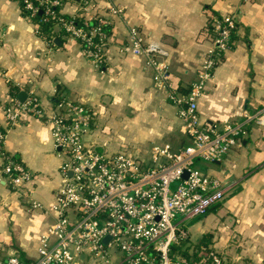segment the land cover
Returning a JSON list of instances; mask_svg holds the SVG:
<instances>
[{
	"label": "crops",
	"instance_id": "0c3cea01",
	"mask_svg": "<svg viewBox=\"0 0 264 264\" xmlns=\"http://www.w3.org/2000/svg\"><path fill=\"white\" fill-rule=\"evenodd\" d=\"M112 2L125 14L112 17L105 59L97 65L57 23L43 26L20 1L0 0V124L6 128L0 155L17 156L34 175L16 189L0 170V261L12 254L37 257L40 236L56 219L51 205L64 182L50 123L24 114L11 125L4 114L11 100L34 93L46 109L62 97L82 103L94 112L85 140L101 151L128 149L149 156L155 144L180 149L190 143L177 105L153 82L154 69L124 49L130 26L169 51L173 82L186 93L212 45L213 19L235 16L231 45L198 99L199 115L204 123L224 125L264 106V0ZM79 3L62 0L58 9L71 16ZM100 4L106 7L105 0ZM198 165L217 177L226 193L206 214L194 217L197 246L214 247L226 264H264V125L249 124L223 159Z\"/></svg>",
	"mask_w": 264,
	"mask_h": 264
},
{
	"label": "built area",
	"instance_id": "2783aa9c",
	"mask_svg": "<svg viewBox=\"0 0 264 264\" xmlns=\"http://www.w3.org/2000/svg\"><path fill=\"white\" fill-rule=\"evenodd\" d=\"M18 1L29 16L43 11L45 20L53 19L97 65L105 59L112 17L125 14L112 0H105V8L102 0H80L78 11L68 17L58 9L62 0ZM236 23L231 14L213 19L212 45L202 55L197 79L186 93L173 82L166 59L169 51L145 40L137 27H129L124 49L146 59L154 69L155 86L178 107L190 137V143L180 149L165 143L155 144L149 156L128 149L101 151L85 140L94 112L64 97L49 109L34 93L5 106L11 125L24 114L50 123L63 158L64 182L51 205L56 219L40 236L37 257L24 260L12 254L0 264H226L214 247L195 245L186 250L181 243L190 235L186 221L206 214L226 193L222 182L204 172L199 161L223 159L239 144L249 124L264 125V106L224 125L204 123L199 115L198 99L230 47ZM5 138L6 128L0 124V145ZM0 162L14 188L23 189L33 180V173L17 156L2 152ZM33 205L42 204L33 201Z\"/></svg>",
	"mask_w": 264,
	"mask_h": 264
},
{
	"label": "rangeland",
	"instance_id": "374dc122",
	"mask_svg": "<svg viewBox=\"0 0 264 264\" xmlns=\"http://www.w3.org/2000/svg\"><path fill=\"white\" fill-rule=\"evenodd\" d=\"M199 166V165H198ZM198 218H192L186 221V225L190 226V235L187 240H184L181 243V247L188 250L189 248L194 247L197 245L199 241L200 231L196 228V221Z\"/></svg>",
	"mask_w": 264,
	"mask_h": 264
},
{
	"label": "trees",
	"instance_id": "16d2710c",
	"mask_svg": "<svg viewBox=\"0 0 264 264\" xmlns=\"http://www.w3.org/2000/svg\"><path fill=\"white\" fill-rule=\"evenodd\" d=\"M64 16L68 17L67 15H64ZM37 18H39L40 22L43 23V26L46 25V24H49L50 22L53 21V19L45 20V14H44L43 11H41V12H39L37 14ZM94 22H95V20H91L89 23H94ZM207 241H208V238H205V240L203 241V243H207Z\"/></svg>",
	"mask_w": 264,
	"mask_h": 264
}]
</instances>
